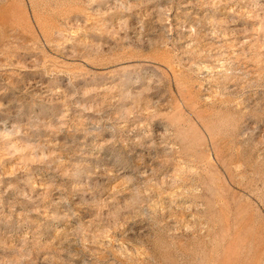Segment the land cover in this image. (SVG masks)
Wrapping results in <instances>:
<instances>
[{"label": "rangeland", "instance_id": "obj_1", "mask_svg": "<svg viewBox=\"0 0 264 264\" xmlns=\"http://www.w3.org/2000/svg\"><path fill=\"white\" fill-rule=\"evenodd\" d=\"M0 264H264V0H0Z\"/></svg>", "mask_w": 264, "mask_h": 264}]
</instances>
